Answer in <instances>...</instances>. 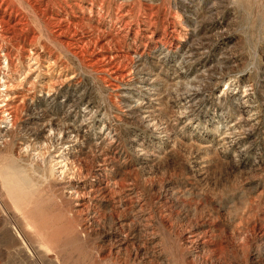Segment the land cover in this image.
<instances>
[{"label": "rangeland", "instance_id": "1", "mask_svg": "<svg viewBox=\"0 0 264 264\" xmlns=\"http://www.w3.org/2000/svg\"><path fill=\"white\" fill-rule=\"evenodd\" d=\"M0 105V264H264V0H0Z\"/></svg>", "mask_w": 264, "mask_h": 264}, {"label": "bare ground", "instance_id": "2", "mask_svg": "<svg viewBox=\"0 0 264 264\" xmlns=\"http://www.w3.org/2000/svg\"><path fill=\"white\" fill-rule=\"evenodd\" d=\"M2 8V7H1ZM4 8V10H12L13 9V5H12V3H8L7 2V5H5V7H3ZM13 13V12H12ZM9 19V18H8ZM24 23V22H23ZM4 37V36H3ZM6 51V50H5ZM3 52V51H2ZM10 54V53H9ZM4 57V56H3ZM10 59V58H9ZM5 99V98H4ZM8 101V100H7ZM2 105H3V103H1ZM1 106V105H0ZM11 107V106H10ZM7 108V107H6ZM5 112V111H4Z\"/></svg>", "mask_w": 264, "mask_h": 264}]
</instances>
